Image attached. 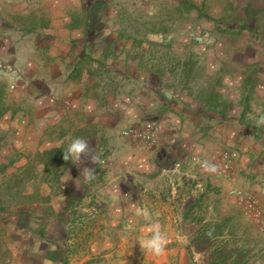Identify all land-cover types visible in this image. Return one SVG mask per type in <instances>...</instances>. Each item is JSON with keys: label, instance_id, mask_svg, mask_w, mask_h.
<instances>
[{"label": "crops", "instance_id": "obj_1", "mask_svg": "<svg viewBox=\"0 0 264 264\" xmlns=\"http://www.w3.org/2000/svg\"><path fill=\"white\" fill-rule=\"evenodd\" d=\"M228 6L0 0V264H264V5Z\"/></svg>", "mask_w": 264, "mask_h": 264}, {"label": "built area", "instance_id": "obj_2", "mask_svg": "<svg viewBox=\"0 0 264 264\" xmlns=\"http://www.w3.org/2000/svg\"><path fill=\"white\" fill-rule=\"evenodd\" d=\"M0 69L8 72H15L7 62L0 61ZM158 127L153 121L145 122L141 127L129 126L123 130V135L134 140L141 141L147 145L154 144L157 138ZM223 162L213 169L220 175L228 176L231 169V158L229 152H223ZM195 160V158H193ZM204 165V164H202ZM180 162L174 164V168L178 169ZM231 194L239 193L235 189L230 190ZM245 209L244 212L248 217H251L257 224L259 230L264 231V216L261 213V209L258 203L251 197L244 198Z\"/></svg>", "mask_w": 264, "mask_h": 264}, {"label": "rangeland", "instance_id": "obj_3", "mask_svg": "<svg viewBox=\"0 0 264 264\" xmlns=\"http://www.w3.org/2000/svg\"><path fill=\"white\" fill-rule=\"evenodd\" d=\"M151 1V0H150ZM155 2V0H153ZM241 2L245 1V0H240ZM123 0H119V3L122 4ZM254 3H256L257 5H264V0H253ZM125 4H128L127 1H124ZM188 4L190 5H196L198 6L199 8H207L209 9V11L211 9H215L217 8L220 12L222 13V18L224 16L225 19H227L228 22H231L234 18L235 19H239L241 20L243 17H248V12L246 11L245 6H241L239 7V10H244L242 13L241 12H237V16H230V14L228 13V10H229V6H228V0H180V5L181 7L184 9V15H182V18H189V13H187V11L185 10V8L188 6ZM171 5V3H168L166 2L164 5H162L161 7H163L164 9H166L167 11H169L170 7L169 6ZM176 7V6H175ZM244 7V8H242ZM242 8V9H241ZM226 12V13H225ZM225 13V14H224ZM217 14V15H218ZM227 14V16H226ZM252 14L256 15L257 18L261 19V17L263 16H260L261 14H264V12L260 13V12H257V13H253ZM226 16V17H225ZM219 18V17H218ZM264 18V17H263ZM224 19V20H225ZM234 19V20H235ZM231 20V21H230ZM219 22H222V21H219ZM87 192V191H86ZM92 193V190L90 189L89 190V194ZM82 212V211H81ZM85 214L88 213V210H85L84 211ZM90 222V221H89ZM75 239L78 238V240H73L74 241V245L75 246H80L81 244L83 245H87V243L89 242L90 239H92L93 237L90 235H87V234H84V235H79V236H76L74 237ZM139 255H143V259H145L148 255V253H140Z\"/></svg>", "mask_w": 264, "mask_h": 264}, {"label": "clouds", "instance_id": "obj_4", "mask_svg": "<svg viewBox=\"0 0 264 264\" xmlns=\"http://www.w3.org/2000/svg\"><path fill=\"white\" fill-rule=\"evenodd\" d=\"M258 124L264 123V116H261L257 121ZM87 147L86 141L81 138H74L71 143L68 145L66 151L63 153V159L68 160L69 155L73 158L78 159L79 154ZM145 217H148L147 211H145ZM152 233L151 237L142 242V246L148 249L156 256H160L165 251V245L167 240L160 230L159 222H155L148 226L147 229Z\"/></svg>", "mask_w": 264, "mask_h": 264}]
</instances>
